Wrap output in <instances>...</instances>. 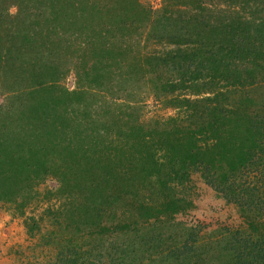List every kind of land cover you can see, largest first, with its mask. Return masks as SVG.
I'll list each match as a JSON object with an SVG mask.
<instances>
[{
    "label": "trees",
    "instance_id": "trees-1",
    "mask_svg": "<svg viewBox=\"0 0 264 264\" xmlns=\"http://www.w3.org/2000/svg\"><path fill=\"white\" fill-rule=\"evenodd\" d=\"M140 1L0 0V201L56 179L57 213L88 225L76 242H99L52 264H264V0H220L214 24L171 11L206 0H163L156 17ZM145 24L175 47L124 40ZM145 88L175 114L141 120ZM195 175L238 217L209 250L200 221L177 219Z\"/></svg>",
    "mask_w": 264,
    "mask_h": 264
},
{
    "label": "rangeland",
    "instance_id": "rangeland-1",
    "mask_svg": "<svg viewBox=\"0 0 264 264\" xmlns=\"http://www.w3.org/2000/svg\"><path fill=\"white\" fill-rule=\"evenodd\" d=\"M56 1L63 2L64 0ZM74 1L78 3L79 0ZM182 1L185 2L186 0H180L179 2ZM187 2H191L192 4V2L195 1L188 0ZM206 3L205 8L208 12L198 11L197 6L199 5H197V3H195L194 6L192 5V8L189 9L182 6H174L171 9V11L176 10L174 20H176L177 15H179V17H182L183 20L187 17H195L198 21L201 15V17L205 18V21L208 17H212V24H214L218 15L214 13V8L218 5L222 8H224V6L220 4V0H206ZM163 4V0H142L141 7L147 6L150 11L151 8L154 10L159 9V12L155 13L156 17L158 14L162 13L160 11L163 10ZM177 4H179L178 1ZM186 12L188 15H184ZM191 13L194 16H191ZM120 15L125 17L127 16V14L122 11L119 12V16ZM218 16L220 17V15ZM141 19L142 18L140 17L139 20ZM148 31H152V28L149 24H145L144 28L138 31L140 35L131 34L129 37H125L128 33L124 32V40L125 38L128 41L130 39L129 42L130 44H133L134 47L143 46L142 51L149 53L154 50L173 49L175 47L168 44L157 45L155 41L146 40V34ZM118 41H120V39H118ZM77 53L78 52H75L71 55L75 57ZM71 73L73 74V72ZM72 74H68L64 77L63 81H61L62 85L67 87L69 90L84 85L83 81H77ZM84 89L85 88H83V90ZM145 89L148 91V94H150L149 89ZM89 93L90 94L87 95L92 97L87 98V101L92 99L110 100L106 96L101 98L99 93H91V90ZM182 93L189 94L188 92H181V94ZM5 102H7L5 95L0 94V104H4ZM143 106L144 107L141 110L143 119L141 120L146 123L153 120L152 118L159 119L160 116L166 118L175 114L172 109H162L161 103L156 102L152 98L151 94L149 98L146 99V103ZM92 129H96L94 125L91 127V130ZM75 164L79 165L77 161ZM35 185L36 184L32 186L34 189L30 192L26 193L25 191L23 192L24 195L20 194V197L23 196L24 198L23 201L21 198L20 200L15 198V195H18L17 193H20V191L14 190H19L21 188L20 186L14 188L15 185L10 189L13 194L12 197H14L15 200L0 201V264H52V260L53 258H56V254L59 249L65 247L69 250V248L74 246L75 243L81 245L80 247H82V251L87 252L93 248V252L96 256L95 244L93 243L99 241L76 242V238L80 237L83 233L77 234L75 230L82 226L83 228L87 227L88 229V225H84L83 223L77 224L75 223V220L70 221L68 219L64 221V217H61L57 213V211L61 210L60 206L66 205L68 202L65 199L66 195H62V197L59 198L57 189L60 184L56 181V179L53 176L48 177L42 183H38L36 186ZM188 185H191V187L185 186V189L183 190L184 195L181 189L176 192H179V195L177 196H184V198L188 201L190 199L193 202V207L190 209L188 208L187 213L178 215L177 219L187 221L189 219L188 217H192L200 221L201 225L204 227L201 232V241L204 242L202 246L204 248H208L209 250L212 246H214V232L217 231L220 226L229 227L228 224L233 225L235 223L234 221L238 220V217L233 209H226L222 200L218 198L198 176L195 175L192 182ZM48 208H52V210L56 213L55 217L59 218V221H57V219L50 218L52 216L49 214V211L47 210ZM58 222H61L64 226L59 227Z\"/></svg>",
    "mask_w": 264,
    "mask_h": 264
},
{
    "label": "clouds",
    "instance_id": "clouds-1",
    "mask_svg": "<svg viewBox=\"0 0 264 264\" xmlns=\"http://www.w3.org/2000/svg\"><path fill=\"white\" fill-rule=\"evenodd\" d=\"M12 11H15V9H13Z\"/></svg>",
    "mask_w": 264,
    "mask_h": 264
}]
</instances>
